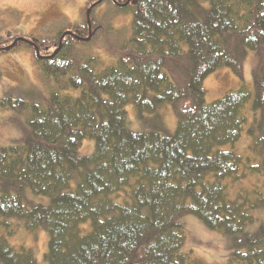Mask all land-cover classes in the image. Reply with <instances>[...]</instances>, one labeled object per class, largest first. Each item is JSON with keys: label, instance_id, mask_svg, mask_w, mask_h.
<instances>
[{"label": "trees", "instance_id": "1", "mask_svg": "<svg viewBox=\"0 0 264 264\" xmlns=\"http://www.w3.org/2000/svg\"><path fill=\"white\" fill-rule=\"evenodd\" d=\"M103 1L55 38L0 42V57L33 50L48 91L0 100L28 116L21 141L0 147V264H39L11 244L19 228L48 233L47 264H204L186 247L189 217L231 238L226 264H264V135L236 147L249 102L264 127V0H110L132 14L131 34L116 65L96 71L75 52L104 32ZM250 52L254 91L207 104V77L228 67L243 80ZM128 106L153 128L135 131Z\"/></svg>", "mask_w": 264, "mask_h": 264}, {"label": "rangeland", "instance_id": "2", "mask_svg": "<svg viewBox=\"0 0 264 264\" xmlns=\"http://www.w3.org/2000/svg\"><path fill=\"white\" fill-rule=\"evenodd\" d=\"M89 0H0V42L14 35L34 36L38 39H52L67 29L70 25L80 23L86 12ZM117 7L110 0H105L95 8V15L102 19L103 33L94 42L79 46L75 56L82 60L95 59L96 71L107 66L116 65L117 49L130 37L132 14H116ZM112 29H107V28ZM254 54L249 53L244 65V78H238L232 69L221 67L207 77L204 82L206 103L211 104L223 98L227 93L240 89L243 85L254 91L252 67ZM0 70L3 74L0 80V100L12 96L22 98L27 102L41 101L39 95H48L41 82V71L38 67L35 53L27 47H21L16 52L5 53L0 57ZM36 91V92H35ZM249 116L247 126L240 142L236 145L238 152L249 151L259 135H264L261 119L253 122L260 112L252 109V101L246 108ZM127 111L135 131H146L152 127L148 120L134 118V107L128 106ZM169 133L176 129L177 119L171 106L160 111ZM27 114H16L12 110L0 108V147L12 142H20L26 132ZM18 119V120H17ZM253 126L255 136H249L246 131ZM89 144V145H88ZM94 142L86 140L81 154H88ZM186 247L193 250L194 257L204 264H226L234 249L232 240L221 231H211L204 228L197 220L188 218ZM48 233L39 230L27 233L18 229L17 234L10 239L11 244L26 245L34 250L39 264H47L44 255L48 250Z\"/></svg>", "mask_w": 264, "mask_h": 264}]
</instances>
